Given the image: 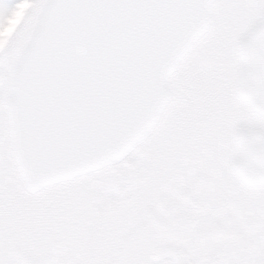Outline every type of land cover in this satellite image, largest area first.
I'll return each instance as SVG.
<instances>
[{
    "label": "snow or ice",
    "instance_id": "obj_1",
    "mask_svg": "<svg viewBox=\"0 0 264 264\" xmlns=\"http://www.w3.org/2000/svg\"><path fill=\"white\" fill-rule=\"evenodd\" d=\"M0 264H264V0H0Z\"/></svg>",
    "mask_w": 264,
    "mask_h": 264
}]
</instances>
